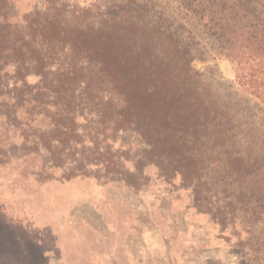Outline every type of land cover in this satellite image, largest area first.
I'll return each instance as SVG.
<instances>
[{
    "label": "rangeland",
    "instance_id": "1",
    "mask_svg": "<svg viewBox=\"0 0 264 264\" xmlns=\"http://www.w3.org/2000/svg\"><path fill=\"white\" fill-rule=\"evenodd\" d=\"M95 3L0 0V41L21 47L27 40L17 34L50 15L51 5L63 6L64 22L74 25L94 14ZM203 32L202 43L217 47ZM11 49L0 54V264H264V105L245 115V106L260 100L239 85L240 69L211 53L193 63L209 75L213 95L240 103L238 122L254 138L252 147L235 149L243 164L220 162L195 146L143 143L131 133H116L97 149V134L80 117L63 121L75 130V144L71 157L56 156L52 167L45 149L60 150L52 119L32 117L16 101L20 72L30 71V86L42 78L27 67L32 46ZM81 157L83 164L68 166Z\"/></svg>",
    "mask_w": 264,
    "mask_h": 264
},
{
    "label": "trees",
    "instance_id": "2",
    "mask_svg": "<svg viewBox=\"0 0 264 264\" xmlns=\"http://www.w3.org/2000/svg\"><path fill=\"white\" fill-rule=\"evenodd\" d=\"M173 3L178 6L96 0L94 14L80 15L74 25L64 22L63 6L51 5L50 15L17 34L27 40L21 47L9 38L0 41V54L8 45L13 47L8 53L32 46L35 59L27 67L42 78L30 86V71L20 72L23 82L16 101L21 110L31 109L32 117L52 119L60 149H45L52 167L58 166L56 156L70 158L75 144L69 139L75 130L63 121L75 124L80 117L97 134V149L116 133H131L143 143L159 141L170 149L195 146L206 156L207 151L215 153L220 162L243 164L235 149L252 147L254 138L238 122L240 103L232 95H213L209 75L193 63L210 53L228 59L243 72V91L260 100L255 108H244L245 115L255 113L264 105V8L260 0ZM201 30L216 38L217 47L202 43ZM78 162L83 164L84 157L68 166ZM73 172L77 177L84 171Z\"/></svg>",
    "mask_w": 264,
    "mask_h": 264
}]
</instances>
